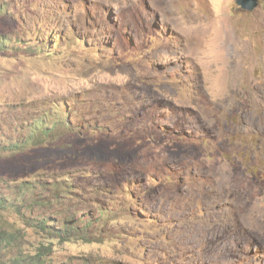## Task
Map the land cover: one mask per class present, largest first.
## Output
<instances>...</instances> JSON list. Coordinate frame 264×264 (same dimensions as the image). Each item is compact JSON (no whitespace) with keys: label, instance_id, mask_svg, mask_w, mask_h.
Here are the masks:
<instances>
[{"label":"rangeland","instance_id":"rangeland-1","mask_svg":"<svg viewBox=\"0 0 264 264\" xmlns=\"http://www.w3.org/2000/svg\"><path fill=\"white\" fill-rule=\"evenodd\" d=\"M3 37L0 192L41 181L38 216L67 176L107 209L53 263L264 264V0H0ZM56 104L71 131L2 149ZM22 214L0 227L33 244Z\"/></svg>","mask_w":264,"mask_h":264},{"label":"trees","instance_id":"trees-1","mask_svg":"<svg viewBox=\"0 0 264 264\" xmlns=\"http://www.w3.org/2000/svg\"><path fill=\"white\" fill-rule=\"evenodd\" d=\"M10 41L12 40L9 37L1 38L0 49L8 47ZM40 43L42 44H33L32 47H39L37 49L41 50L45 42ZM57 105L53 106L51 111L33 113L28 121L20 125L25 133L7 145L2 144V149L13 153L51 140L59 131H71V110L61 111L62 106ZM63 106L65 108V105ZM71 183L67 176L50 180L47 187L49 196L43 199L46 209L38 216L32 214L30 207L41 197L37 193V189L43 184L41 181L15 184L10 192H0V208L20 214L21 209L26 208L29 214L22 215L28 227L37 236L35 243L27 245L23 241L26 234L24 231L0 227V264H55L49 255L54 242L90 240L94 224L106 217L107 209L100 205L96 213L89 210L76 214V211L82 208L71 202Z\"/></svg>","mask_w":264,"mask_h":264},{"label":"water","instance_id":"water-1","mask_svg":"<svg viewBox=\"0 0 264 264\" xmlns=\"http://www.w3.org/2000/svg\"><path fill=\"white\" fill-rule=\"evenodd\" d=\"M242 9L251 10L258 4V0H235Z\"/></svg>","mask_w":264,"mask_h":264}]
</instances>
